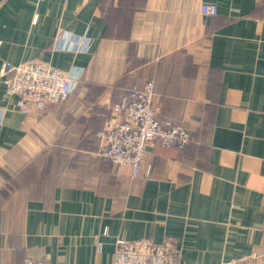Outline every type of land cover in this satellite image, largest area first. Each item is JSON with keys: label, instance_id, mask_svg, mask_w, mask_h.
<instances>
[{"label": "crops", "instance_id": "obj_1", "mask_svg": "<svg viewBox=\"0 0 264 264\" xmlns=\"http://www.w3.org/2000/svg\"><path fill=\"white\" fill-rule=\"evenodd\" d=\"M26 60L68 71L71 97L23 113L2 66ZM148 81L190 140L133 173L97 132ZM118 237L264 264V0H0V264H112Z\"/></svg>", "mask_w": 264, "mask_h": 264}, {"label": "built area", "instance_id": "obj_2", "mask_svg": "<svg viewBox=\"0 0 264 264\" xmlns=\"http://www.w3.org/2000/svg\"><path fill=\"white\" fill-rule=\"evenodd\" d=\"M201 10L204 15L218 13L214 4L205 3ZM2 75L8 94L18 97L17 105L23 113L31 109L41 112L48 104L63 103L76 84L68 71L37 60L3 63ZM111 110L109 120L97 132L101 141L98 155L116 165L131 167L133 173L141 171L149 147H184L189 143L190 134L182 125H163L158 120L152 81L143 87L134 86ZM179 252V247L169 240L118 237L112 264H176ZM23 264L51 263L26 258Z\"/></svg>", "mask_w": 264, "mask_h": 264}, {"label": "trees", "instance_id": "obj_3", "mask_svg": "<svg viewBox=\"0 0 264 264\" xmlns=\"http://www.w3.org/2000/svg\"><path fill=\"white\" fill-rule=\"evenodd\" d=\"M133 87H134V86H133ZM131 89H132V88H131ZM131 89H129L126 93H128ZM126 93H125V94H126ZM125 94H124V95H125ZM70 97H71V96H70ZM70 97H69V98H70ZM69 98H68V99H69ZM68 99H67V100H68ZM115 103H116V102H115ZM115 103H113L112 105H114ZM49 105H50V104H48V105L46 106L45 110L47 109V107H48ZM53 105H54V104H53ZM112 105H110V107H109V111H112V110H111V106H112ZM103 126H104V125H103ZM103 126H101V128H102ZM101 128H100V129H101ZM98 131H99V130H98ZM108 161H109V160H108ZM110 162H111V161H110Z\"/></svg>", "mask_w": 264, "mask_h": 264}]
</instances>
